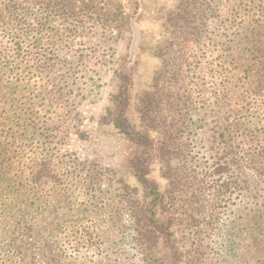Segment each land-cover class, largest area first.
I'll list each match as a JSON object with an SVG mask.
<instances>
[{
    "label": "rangeland",
    "instance_id": "rangeland-1",
    "mask_svg": "<svg viewBox=\"0 0 264 264\" xmlns=\"http://www.w3.org/2000/svg\"><path fill=\"white\" fill-rule=\"evenodd\" d=\"M62 1L28 8L21 56L0 26V96L24 117L0 137V187H26L32 158L53 175L0 207V264H264V0ZM25 66L36 83L8 85ZM128 129L166 145L146 163L170 239L136 232L146 197ZM61 224L90 246L77 253Z\"/></svg>",
    "mask_w": 264,
    "mask_h": 264
},
{
    "label": "trees",
    "instance_id": "trees-1",
    "mask_svg": "<svg viewBox=\"0 0 264 264\" xmlns=\"http://www.w3.org/2000/svg\"><path fill=\"white\" fill-rule=\"evenodd\" d=\"M32 4H39L38 8L44 9L47 12L61 10L67 6L62 0H59V2H56L55 0H0V26L3 27L2 30L4 36H6L9 39V42L14 46L16 56H21L23 54L22 42L26 33H18H21L19 28L22 29V23L24 21L23 15L27 13L28 8H30ZM16 28L19 32L17 31V34H14L13 29ZM38 44L39 42H35L33 43L32 47L37 49ZM133 46L134 42L132 44V47ZM10 63L11 62H8V64ZM25 68H27V66L23 68H17L13 73V76L10 78L8 85H11L12 83L18 84L23 81L28 83L32 81L33 83H36V80H33V75L30 74L33 66H29L27 69ZM255 87L259 93H264V80L259 81ZM1 90L2 87L0 85V91ZM1 97H4V99H0V137L6 135L4 132H6V127L10 120L16 119L17 121H21L24 118L23 115L17 111V109L11 110L14 106L10 103L9 97H5V94L0 96V98ZM127 107L128 93H126L125 90H119L118 92L114 93L110 98L108 109L111 113L110 122L119 127L118 121H120L124 116ZM125 135L130 141L134 142L140 148L136 165L133 168V174L135 175L138 184L142 187L146 197V215L143 220H136V223H140L137 224L136 232L141 234L142 237L149 239H153L154 236L161 234L166 239H170L173 235V232L170 228V218L161 217L160 212V208L163 203V195L160 192L158 185L147 177L148 165L146 163L148 155H161L160 153H164L166 145H164L165 143H162L160 146L157 145L158 148L154 147L153 139L149 137V134H143L140 131L128 129L126 130ZM4 148L2 145L1 151H3V153ZM32 159L26 166L28 171L25 176V180H27L26 187H0V207L7 203L6 200L9 199L12 192L14 193L26 190L28 193L34 192L35 194V191L38 188L42 187L46 182L50 181V179H53V175L48 168V162L46 159ZM2 163L4 164L3 161ZM2 173L4 175L8 174L5 169L2 172L0 170V175ZM33 206L34 203H31L30 207ZM57 227L59 228L57 229L59 234H62V237H68L67 240H69L71 244L70 246L75 247L77 253L81 251V248H88L90 246L89 241L92 239V237H94V234H90L91 238L85 236V233H83L80 229L81 225L67 227L64 226V224H61L60 226L56 225L53 230H56ZM95 235L97 236V234ZM56 241L57 240H54L52 245L55 243L57 244ZM59 247H61L60 244ZM152 264H154L153 261Z\"/></svg>",
    "mask_w": 264,
    "mask_h": 264
}]
</instances>
